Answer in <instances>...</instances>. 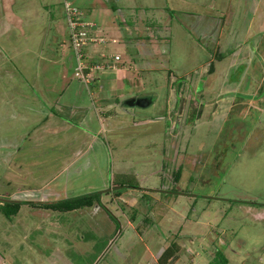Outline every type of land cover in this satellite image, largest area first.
<instances>
[{"label": "rangeland", "instance_id": "1", "mask_svg": "<svg viewBox=\"0 0 264 264\" xmlns=\"http://www.w3.org/2000/svg\"><path fill=\"white\" fill-rule=\"evenodd\" d=\"M64 1L0 0V197L36 203L0 211V264H264V0H66L106 37L88 52L138 73L107 114ZM103 188V206L37 204Z\"/></svg>", "mask_w": 264, "mask_h": 264}, {"label": "crops", "instance_id": "2", "mask_svg": "<svg viewBox=\"0 0 264 264\" xmlns=\"http://www.w3.org/2000/svg\"><path fill=\"white\" fill-rule=\"evenodd\" d=\"M206 24L211 28V26H210L211 20L207 21ZM193 27H194V22H193ZM97 30L101 31L102 29L100 27H97ZM149 40L151 41V40H153V38H151ZM97 44H99V43H97ZM93 49H94L93 53H97L99 51L96 47ZM99 52H102V51H99ZM90 53H91V55L94 56V54H92L91 51H90ZM232 53H234V52H232ZM234 60L235 59L233 58V61L231 64H233ZM119 65H120V67L118 70L106 71V72H97L95 77L90 82H88V83L82 82V84H84V86L86 87L89 94L92 93L89 90V86L92 85V87H94L93 93L95 96H97V99L92 100V102L94 103L92 106H93L96 114L97 113L99 114L101 112L107 114L106 108L111 106V104L109 102V97L112 93H114V91H119L120 89H122L123 85L127 86V88L136 86L135 82L138 81V73L136 72V69L134 67L132 68L131 65L125 66L122 62H120ZM213 72H216V71H213ZM208 74L210 75L211 71L208 72ZM79 82H81V81H79ZM177 92H178L177 94H179V91H177ZM168 93L170 95L169 100L171 101V98H173V96H174V90L172 89V87L170 88V91H168ZM73 95H76V93L73 92ZM150 99H152V98H150ZM150 99H147L146 102L148 103L149 101H151ZM62 104L65 105L66 107H68L70 110H71V108H75V107L82 105V104L74 101L73 99H71V95L67 96L65 98L64 103H62ZM244 105H245V102H243V103L237 102L234 106L237 109V111L240 112L241 109L244 107ZM85 106L88 107L89 103H87ZM182 107H183V103L180 104L179 107H176L174 112H173V110L169 111L170 119H168L167 124L170 127H172L174 122H176V119L182 115ZM52 119H53V117L52 116L49 117L48 115L45 118H43L44 124L49 123V125H50L47 127L45 126L46 128H50L52 126L51 125ZM99 121H100V119H99ZM99 124L102 127L101 121L99 122ZM40 125L41 124H38V126H40ZM176 126H177V124H176ZM173 132L175 135H177V133L174 130H173ZM174 140H175V143H177L178 137L174 138ZM103 189H105V188H103ZM140 190L145 192V193H148L151 197H153L152 194H154V192L157 191L154 189H140ZM159 190H161V189H159ZM71 195H73V194L65 195L62 197L71 196ZM59 198H61V197L59 196ZM53 199H58V197L56 198V196H55V197H53Z\"/></svg>", "mask_w": 264, "mask_h": 264}, {"label": "built area", "instance_id": "3", "mask_svg": "<svg viewBox=\"0 0 264 264\" xmlns=\"http://www.w3.org/2000/svg\"><path fill=\"white\" fill-rule=\"evenodd\" d=\"M68 32L76 58L74 69L75 77L84 83L90 82L98 71H115L120 67V55L100 53L98 57L91 55L87 47L90 44H97L106 41L103 35L95 34V24L81 18V11L71 6L68 1H64ZM113 42L118 38L112 37Z\"/></svg>", "mask_w": 264, "mask_h": 264}, {"label": "trees", "instance_id": "4", "mask_svg": "<svg viewBox=\"0 0 264 264\" xmlns=\"http://www.w3.org/2000/svg\"><path fill=\"white\" fill-rule=\"evenodd\" d=\"M138 183H134L132 187H138ZM108 189H102L101 191H90L84 192L76 195L66 196L58 199L40 201L37 204L45 208H51L55 210H72L84 206H90L94 203L102 205L101 194L107 192ZM119 191V190H117ZM23 203L36 204L33 201L23 200V199H13L6 198L5 200L0 199V211L7 217L15 214L19 206ZM209 264H228V259L222 254L221 250L215 251L214 258L209 262Z\"/></svg>", "mask_w": 264, "mask_h": 264}, {"label": "water", "instance_id": "5", "mask_svg": "<svg viewBox=\"0 0 264 264\" xmlns=\"http://www.w3.org/2000/svg\"><path fill=\"white\" fill-rule=\"evenodd\" d=\"M105 189H109V188H105ZM1 200H5L6 198L5 197H0Z\"/></svg>", "mask_w": 264, "mask_h": 264}]
</instances>
